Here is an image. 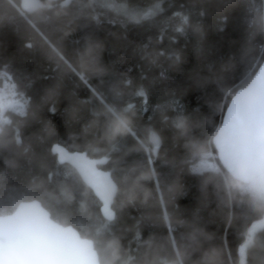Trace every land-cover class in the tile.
<instances>
[{
  "label": "trees",
  "instance_id": "16d2710c",
  "mask_svg": "<svg viewBox=\"0 0 264 264\" xmlns=\"http://www.w3.org/2000/svg\"><path fill=\"white\" fill-rule=\"evenodd\" d=\"M87 2L73 0L65 6L63 0H39L43 7L29 14L34 28L20 17L23 0H0V64L13 65L32 84L34 97L28 116L13 115L12 125L0 132V184L35 182L57 199L67 190L75 197L72 209L80 211L83 205L84 215L95 220L90 202L82 192L73 193L74 181L64 178L70 168L60 167L61 174L49 178L56 171L49 148L70 141L93 158L111 153L106 169L116 172L119 222L95 239L112 253L113 264L128 256L135 264H239L242 201L237 190L230 193L210 172L193 173L185 160L192 145L203 144V122L218 120V77L228 83L239 74L250 32L256 33L252 47L258 54V23L237 25V18L256 15L249 11L251 0H171L174 10L190 11L193 21L201 22L199 32L189 29L187 37L179 38L171 32L161 38L158 29L125 30L105 17L97 24L89 10H77L76 5ZM57 51L67 64L58 61ZM172 52L178 61L168 59ZM129 80L133 86L144 85L147 100L133 95L125 83ZM94 89L110 99L123 98L119 115H127L141 130L158 132L162 148L153 163L94 101ZM128 103L133 108L125 114ZM117 141L119 150L113 151ZM246 264H264V237L257 236Z\"/></svg>",
  "mask_w": 264,
  "mask_h": 264
},
{
  "label": "snow or ice",
  "instance_id": "6c2138e0",
  "mask_svg": "<svg viewBox=\"0 0 264 264\" xmlns=\"http://www.w3.org/2000/svg\"><path fill=\"white\" fill-rule=\"evenodd\" d=\"M72 4L73 0H65V6ZM41 7L39 0H23L20 17L35 28L29 14ZM76 7L82 13L89 10L97 24L105 17L108 23H119L125 30L158 29L161 38L168 32L177 38L187 37L189 29L197 32L201 29V22H194L190 11L174 10L171 0L167 6L165 0H88ZM248 7L256 15L237 18V25L258 23L262 40L258 54L252 47L256 33L250 32L239 61V74L228 83L218 77L221 101L218 120L209 118L203 122V144L192 145V154L185 160L193 173L210 172L227 184L230 193L237 190L242 201L238 221L242 237L238 246L239 264H246L257 236L264 237V0H260L259 6L256 0H251ZM56 56L59 62L67 64L60 52ZM168 59L178 61L180 57L172 52ZM80 78L88 84L83 74ZM25 80L10 63L0 64V132L4 125H12L13 115L26 118L29 114L34 97L32 84ZM125 83L132 88L134 96L147 100L149 92L144 85L133 86L130 80ZM93 91L94 101L116 118L118 130L136 139L147 153V162L153 163L154 155L162 148L158 132L151 127L141 130L127 115H119L118 110L125 103L123 98L110 99L99 90ZM132 108L128 103L123 112L127 114ZM17 143H21L18 129ZM119 143L112 145L113 151L119 150ZM49 151L56 170L49 178L61 174L60 167L70 168L63 173L65 180L74 181L73 193L82 192V199L90 202L97 216L95 220L85 216L83 205L80 211H74L71 204L75 197L67 190L61 193L62 199H57L35 182L16 187L0 184V264H113L112 253L95 239L102 232L113 230L119 222L115 169L106 174L97 168L107 162L111 153H105L101 160H87L82 150L72 147L70 141H58L50 145ZM10 208L15 210L10 212ZM135 239L139 242V233ZM116 264H135V258L128 256Z\"/></svg>",
  "mask_w": 264,
  "mask_h": 264
},
{
  "label": "water",
  "instance_id": "95a60500",
  "mask_svg": "<svg viewBox=\"0 0 264 264\" xmlns=\"http://www.w3.org/2000/svg\"><path fill=\"white\" fill-rule=\"evenodd\" d=\"M81 154L87 160H101V159L105 158V157L93 158V157L89 156V154L87 152H81ZM109 162H110V158L107 157V162L106 163L97 165L98 170L103 172V173H106V174L112 173L110 170L106 169V167H107Z\"/></svg>",
  "mask_w": 264,
  "mask_h": 264
},
{
  "label": "rangeland",
  "instance_id": "374dc122",
  "mask_svg": "<svg viewBox=\"0 0 264 264\" xmlns=\"http://www.w3.org/2000/svg\"><path fill=\"white\" fill-rule=\"evenodd\" d=\"M65 2V0H63Z\"/></svg>",
  "mask_w": 264,
  "mask_h": 264
}]
</instances>
